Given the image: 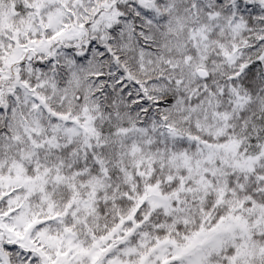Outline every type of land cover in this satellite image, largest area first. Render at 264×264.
I'll list each match as a JSON object with an SVG mask.
<instances>
[{
	"label": "snow or ice",
	"instance_id": "1",
	"mask_svg": "<svg viewBox=\"0 0 264 264\" xmlns=\"http://www.w3.org/2000/svg\"><path fill=\"white\" fill-rule=\"evenodd\" d=\"M0 264H264V0H0Z\"/></svg>",
	"mask_w": 264,
	"mask_h": 264
}]
</instances>
